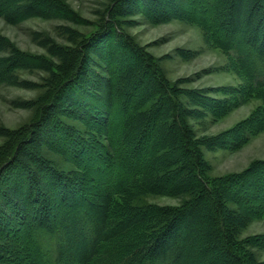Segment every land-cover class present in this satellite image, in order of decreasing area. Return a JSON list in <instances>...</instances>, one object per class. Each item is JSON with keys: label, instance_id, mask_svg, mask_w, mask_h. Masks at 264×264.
<instances>
[{"label": "trees", "instance_id": "obj_1", "mask_svg": "<svg viewBox=\"0 0 264 264\" xmlns=\"http://www.w3.org/2000/svg\"><path fill=\"white\" fill-rule=\"evenodd\" d=\"M48 1L52 3L0 0V16L16 23L34 16L69 19L57 0ZM123 1H112L103 13L119 39L126 34L113 14L124 13ZM136 2L156 22L191 17L207 31L212 45L234 52L233 65L253 85L250 90L264 92V0ZM100 35L94 32L86 42L90 45ZM125 42L137 52L133 39ZM84 44L67 60L66 54L56 53L66 61L67 77L51 80L37 117L26 128L3 133L0 264H23L33 254L39 257L37 264H264L250 248H264V235L244 239L241 229L225 219L227 198L245 206L246 217L264 215V161L211 186L199 151L202 145L233 150L246 144L264 127V109L233 129L197 137L164 82L159 80L158 86L162 99L149 105L141 91L133 92L137 84L133 88L125 75H116L120 64L112 45L98 47L101 62L93 64L99 72H84ZM33 61L20 58L16 64L27 69L39 65L37 57ZM143 61L134 68L140 72L146 66L156 74ZM8 67L0 69L1 78ZM168 115L176 140L171 149L157 151V135ZM181 165L189 171L186 178L180 175ZM146 194L180 197L181 204L160 209L143 205Z\"/></svg>", "mask_w": 264, "mask_h": 264}, {"label": "rangeland", "instance_id": "obj_2", "mask_svg": "<svg viewBox=\"0 0 264 264\" xmlns=\"http://www.w3.org/2000/svg\"><path fill=\"white\" fill-rule=\"evenodd\" d=\"M57 1L69 19L34 16L16 23L0 16V61L3 60L1 64L5 65L0 69L9 66L4 74L6 79L1 81L4 78L0 77V144L6 139L3 133L9 134V129L26 128L25 125L37 117L38 109L44 102L43 96L50 90L48 85L51 80L60 76L62 82L67 77L66 61L61 62L56 53L66 54L67 60L71 57L69 54L74 49H80L78 46L84 41L80 50L81 58L85 60L84 72H99L94 67L95 62H101L98 47L112 45L115 63L121 65L119 70L115 68L116 75H125L133 88L137 84L138 88L133 92L140 94L141 91L149 105L162 99L158 86L161 84L159 80L164 82L174 93L177 103L182 105L185 124L197 137L215 136L233 129L244 120L251 119L259 109H264V92L250 90L253 85L245 83L233 65L234 52H225L212 45L207 31L191 17L156 22L141 13L136 0H121L125 4L124 13L113 14V19L126 34L119 39L103 19L104 11L114 0ZM114 9L115 5L112 11ZM94 32H102V35L93 38L96 41H91L89 45L86 38ZM126 39H133L137 52L131 50L132 46L125 42ZM35 57L39 65L32 68H21L16 64L20 58L33 61ZM142 61L150 63V69H154L156 74L152 75L146 66L140 67V72L134 68ZM137 73H140L141 81L137 80L138 76L134 78ZM115 90L120 93L117 88ZM132 117L135 118L136 114ZM169 124L168 115L161 123L163 132L157 135L154 145L157 151L166 146L173 147L176 135L171 128L172 123L171 126ZM163 133L167 134L166 138ZM199 151L203 175L212 186L225 175L244 172L252 164L264 161V127L237 149L202 145ZM180 172L182 178L189 174L185 165L180 166ZM189 181L194 182V179L189 178ZM141 199L145 202H142L143 205L158 209L181 204L180 197L176 196L146 194ZM227 200L225 219L241 229L242 238L253 239L264 235V215L250 214L246 217L248 209L245 206L235 204L229 198ZM24 241L28 244L27 238ZM250 248L261 262L264 261V248L254 245ZM32 256H25L21 262L37 264L38 255Z\"/></svg>", "mask_w": 264, "mask_h": 264}]
</instances>
